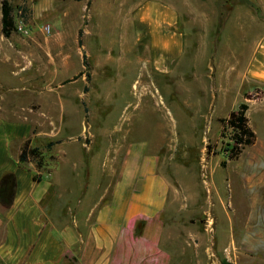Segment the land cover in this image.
<instances>
[{
	"label": "rangeland",
	"instance_id": "rangeland-1",
	"mask_svg": "<svg viewBox=\"0 0 264 264\" xmlns=\"http://www.w3.org/2000/svg\"><path fill=\"white\" fill-rule=\"evenodd\" d=\"M119 1L98 7L90 20L87 9L69 6L61 24L33 20L29 4L11 2L15 32L0 35V118L37 128L32 143L46 142L41 167L31 160L38 171L50 174L58 156L66 159L64 175L72 154L95 155L89 186L105 140L148 143L172 188L182 191L176 204L188 201L175 227L190 242L181 262L264 264V86L245 94L254 86L242 81L264 39V0H161L176 10L185 37L183 55L162 74L145 42L124 28L130 4ZM19 22L27 34L16 30ZM244 101L253 102L247 115L256 138L232 160L223 120ZM49 140H61L52 154ZM109 150L120 156L124 148ZM171 247L180 255L178 244Z\"/></svg>",
	"mask_w": 264,
	"mask_h": 264
},
{
	"label": "crops",
	"instance_id": "crops-1",
	"mask_svg": "<svg viewBox=\"0 0 264 264\" xmlns=\"http://www.w3.org/2000/svg\"><path fill=\"white\" fill-rule=\"evenodd\" d=\"M6 1L29 4L33 20L61 24L68 19L69 6L87 9L90 20L92 13L104 6L108 9L113 0ZM119 2L130 4L124 28L132 30L136 43L145 42L154 72H169L184 53L185 37L177 30L176 10L161 0ZM242 81L254 86L244 90L245 94L264 86V39L254 50ZM250 102H245L249 126ZM25 112L35 113L28 106ZM37 136L34 126L0 118V264H193L190 259L180 260L190 242L179 231L178 217L189 213L188 201L176 204L182 191L172 188L161 160L149 152L148 143L124 144L117 139L107 144L105 140L103 146L108 150L98 179L89 186L88 170L95 155L72 154L64 175L61 165L66 159L58 156L50 174L38 171L32 161L20 163L25 142L38 148L46 143L33 144L32 138ZM49 141L55 143L52 154L61 140ZM113 147L124 148L122 155L111 154ZM6 175L13 179L1 183ZM54 175L65 176V187L60 178L53 180ZM35 176L39 181L33 179ZM174 244L179 245L180 255L173 251ZM194 264H200L199 260Z\"/></svg>",
	"mask_w": 264,
	"mask_h": 264
},
{
	"label": "trees",
	"instance_id": "trees-1",
	"mask_svg": "<svg viewBox=\"0 0 264 264\" xmlns=\"http://www.w3.org/2000/svg\"><path fill=\"white\" fill-rule=\"evenodd\" d=\"M13 32H15V24L12 16V7L6 0H3L1 2V34L4 38H9ZM79 44L81 45V40H79ZM83 58V65L87 66L85 57ZM247 109V105L242 103L239 105L237 111L232 112L227 119L223 120L226 127L232 132L231 141L233 142V146L230 155V159L232 160L237 159L244 148L253 145L256 138L255 133L248 124V119L246 117ZM54 144V142H49L46 144L45 149L50 150ZM41 158L42 150L38 147H31L30 142L28 141L25 142L19 155V162L24 163L35 160L37 166L41 167ZM222 166H224V164H222ZM12 179V175H6L1 183ZM33 179L39 181V178H36V176ZM0 201H2L1 195Z\"/></svg>",
	"mask_w": 264,
	"mask_h": 264
},
{
	"label": "built area",
	"instance_id": "built-area-1",
	"mask_svg": "<svg viewBox=\"0 0 264 264\" xmlns=\"http://www.w3.org/2000/svg\"><path fill=\"white\" fill-rule=\"evenodd\" d=\"M16 30L21 33V34H27L28 33V30L26 29L25 25L22 23V22H19L16 26ZM43 30L46 32V33H50V27L49 26H45L43 28Z\"/></svg>",
	"mask_w": 264,
	"mask_h": 264
}]
</instances>
